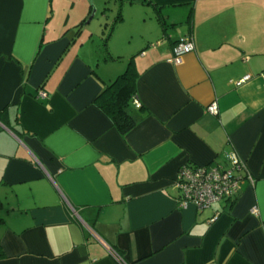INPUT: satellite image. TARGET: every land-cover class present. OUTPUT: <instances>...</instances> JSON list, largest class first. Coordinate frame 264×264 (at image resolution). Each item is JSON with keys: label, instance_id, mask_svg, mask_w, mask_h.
Instances as JSON below:
<instances>
[{"label": "crops", "instance_id": "0c3cea01", "mask_svg": "<svg viewBox=\"0 0 264 264\" xmlns=\"http://www.w3.org/2000/svg\"><path fill=\"white\" fill-rule=\"evenodd\" d=\"M151 2L160 29L131 55L140 119L122 134L95 103L125 56L121 19L105 41L98 27L109 0H0V264H122L95 234L128 264H264V0ZM231 151L254 182L233 205L180 209L178 168Z\"/></svg>", "mask_w": 264, "mask_h": 264}, {"label": "built area", "instance_id": "2783aa9c", "mask_svg": "<svg viewBox=\"0 0 264 264\" xmlns=\"http://www.w3.org/2000/svg\"><path fill=\"white\" fill-rule=\"evenodd\" d=\"M193 49L194 43L191 36H183L173 46V53L169 60L181 63L183 55ZM250 78L251 74L248 73L237 80L230 81L240 85ZM133 104L136 107L141 106L138 98H134ZM207 108L211 112H217L216 102L210 103ZM246 179L254 182L252 175L247 170L245 161L236 151H231L223 162H215L209 165L183 163L178 168L174 179V184L178 189V207L186 209L189 206H194L197 209H205L216 202L231 205L240 192L241 183ZM251 211L257 213L258 209L253 207ZM217 216L218 213L211 217L210 221H213ZM95 235L122 264H128L107 242L97 234Z\"/></svg>", "mask_w": 264, "mask_h": 264}, {"label": "trees", "instance_id": "16d2710c", "mask_svg": "<svg viewBox=\"0 0 264 264\" xmlns=\"http://www.w3.org/2000/svg\"><path fill=\"white\" fill-rule=\"evenodd\" d=\"M128 1L132 2L133 0H128ZM147 1L153 4L151 0H147ZM106 9H110V7L107 6ZM117 10L118 11L116 14H114V17L112 19V22L109 24L108 29L105 28L102 32V34L104 35V38H103L104 41L110 35V32L115 22L123 18L120 6H119V9ZM157 11L158 12L156 13V18L158 22L160 23L161 27L163 28V30H165L167 22L164 19H162L164 17H163V14L161 13V10L159 11L158 9ZM83 22L75 26L76 35L77 34L79 35V33L81 32L82 30L81 25ZM185 23L190 25L191 11L189 12L187 16ZM187 35H190V33ZM178 40H176L173 43V46L177 43ZM173 46H172V49H173ZM137 76H138L137 71L131 59L126 69L122 73L118 74L112 81H110L109 83H106L103 91L95 99V103L99 107H101V109L108 116H110L114 125L117 127L119 132L122 134L131 130L135 125H137L140 119V115L137 112L140 110L141 107H136L133 104L134 98H137V95H136ZM233 203L231 205H233ZM5 256H6L5 252L3 251V248L0 244V259L4 258Z\"/></svg>", "mask_w": 264, "mask_h": 264}, {"label": "rangeland", "instance_id": "374dc122", "mask_svg": "<svg viewBox=\"0 0 264 264\" xmlns=\"http://www.w3.org/2000/svg\"><path fill=\"white\" fill-rule=\"evenodd\" d=\"M88 1L93 2V0ZM96 1L102 5L104 0ZM135 1L139 3L129 4L128 0H117L119 3H117V5L120 6L123 19H121L113 29L112 43L119 53L125 55L123 57H116L118 58L117 60H119L117 61L119 73H122L128 66L129 61L132 59V53L144 46V39L141 36L144 31L142 32V30L146 27H150V25L160 29V26L154 18H152V20L148 19L150 14H147L145 7L140 4V0ZM112 2L113 0H109V7L114 9L116 14L118 11L116 9H119V6L116 8V6H113ZM88 19L89 17L85 21ZM112 19L113 18L110 17L108 24L112 22ZM95 22L96 19H92L90 23L93 25Z\"/></svg>", "mask_w": 264, "mask_h": 264}, {"label": "water", "instance_id": "95a60500", "mask_svg": "<svg viewBox=\"0 0 264 264\" xmlns=\"http://www.w3.org/2000/svg\"><path fill=\"white\" fill-rule=\"evenodd\" d=\"M95 15H96V7L93 6L92 13L90 14L89 19L86 22L91 20ZM100 15H101V20H100V22L98 24V27L100 29V32L102 33L103 30L107 27V25H109L108 24L109 22L107 20L108 14L106 12H101Z\"/></svg>", "mask_w": 264, "mask_h": 264}]
</instances>
